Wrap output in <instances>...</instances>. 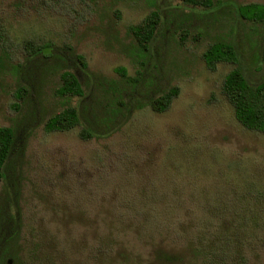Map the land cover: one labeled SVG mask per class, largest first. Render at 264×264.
Returning a JSON list of instances; mask_svg holds the SVG:
<instances>
[{"label": "rangeland", "instance_id": "374dc122", "mask_svg": "<svg viewBox=\"0 0 264 264\" xmlns=\"http://www.w3.org/2000/svg\"><path fill=\"white\" fill-rule=\"evenodd\" d=\"M154 3L163 21L140 55L126 26L154 7L148 0H95L92 8H14L0 0V20L16 41H50L64 55L68 44L88 70L111 79L122 65L150 86H178L165 110L144 105L109 135L82 139L78 125L42 128L41 118L58 106L53 77L40 79L32 103L15 108L14 76L0 66V125L25 126L15 242L29 264H198L187 246L205 225L217 227L212 205L225 201L223 219L247 218L244 264H264V131L241 126L220 91L235 64L219 61L210 70L200 55L215 35L232 36L236 64L256 81L264 78L257 39L244 24L231 33L230 10L212 20L187 15L178 0ZM10 50L23 54L20 45ZM156 249L174 257L158 260Z\"/></svg>", "mask_w": 264, "mask_h": 264}, {"label": "trees", "instance_id": "16d2710c", "mask_svg": "<svg viewBox=\"0 0 264 264\" xmlns=\"http://www.w3.org/2000/svg\"><path fill=\"white\" fill-rule=\"evenodd\" d=\"M148 1L155 4L154 7L138 21L126 26L140 55L148 49L158 25L163 21L157 4L154 0ZM26 2H36L48 8H75V5L92 8L95 0H10V6L25 8ZM178 3L187 15L195 13L213 17L212 20H216L217 15L225 10H230L234 19V25H229L231 33L236 34L237 26L247 25L257 39V58H264V1L178 0ZM175 9L168 8L167 12ZM19 45L23 54L14 57L10 48ZM65 47L69 55L59 52L50 41L28 38L16 41L0 20V66L8 68L14 76V107L18 108L23 102L32 103L30 95L37 83L47 77L54 78L52 94L57 98L58 106L41 118L44 131L68 130L78 125L77 135L82 139L107 136L127 120L134 109L147 105L153 111H163L178 93L177 85L165 88L150 86L141 71L128 75L122 65L114 67L118 79L92 72L87 69L81 53L74 52L68 44ZM200 55L204 66L210 70L219 61L235 64L223 73L220 91L241 126L264 131V78L251 81L245 76L242 68L236 64L237 50L232 36L215 35ZM31 119L35 121L37 115L34 114ZM24 129L25 126L14 128L0 125V264H29L17 256L15 242L19 225L15 203L19 190ZM221 203L224 205L221 206ZM212 208L218 217L214 222L217 227L212 229L205 225L204 229L201 228L203 231L195 232L193 241L187 246L188 256L198 264H244L245 255L240 248L246 238L243 234L246 216L238 218L230 214L231 218L223 219L226 217L224 210L229 212L226 201L213 204ZM154 257L168 262L174 255L156 249Z\"/></svg>", "mask_w": 264, "mask_h": 264}]
</instances>
